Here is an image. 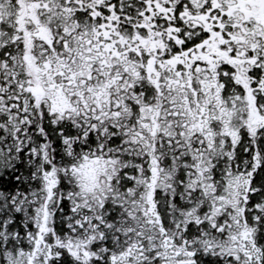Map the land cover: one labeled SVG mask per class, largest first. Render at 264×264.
Masks as SVG:
<instances>
[{
  "label": "snow or ice",
  "instance_id": "6c2138e0",
  "mask_svg": "<svg viewBox=\"0 0 264 264\" xmlns=\"http://www.w3.org/2000/svg\"><path fill=\"white\" fill-rule=\"evenodd\" d=\"M0 264H264V0H0Z\"/></svg>",
  "mask_w": 264,
  "mask_h": 264
}]
</instances>
